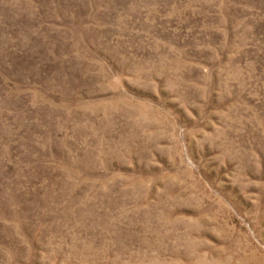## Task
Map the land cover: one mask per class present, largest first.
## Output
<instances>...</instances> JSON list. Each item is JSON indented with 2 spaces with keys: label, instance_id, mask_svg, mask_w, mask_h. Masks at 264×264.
<instances>
[{
  "label": "rangeland",
  "instance_id": "obj_1",
  "mask_svg": "<svg viewBox=\"0 0 264 264\" xmlns=\"http://www.w3.org/2000/svg\"><path fill=\"white\" fill-rule=\"evenodd\" d=\"M0 264H264V0H0Z\"/></svg>",
  "mask_w": 264,
  "mask_h": 264
}]
</instances>
